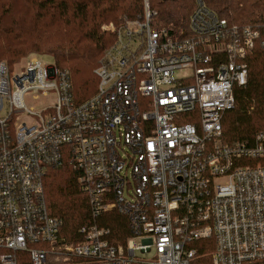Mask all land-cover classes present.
<instances>
[{"label":"built area","instance_id":"1","mask_svg":"<svg viewBox=\"0 0 264 264\" xmlns=\"http://www.w3.org/2000/svg\"><path fill=\"white\" fill-rule=\"evenodd\" d=\"M142 1L141 16L104 28L115 41L81 103L54 63L0 62V264H264V130L251 146L220 143L264 27L196 0L191 36L172 39ZM64 162L89 203L71 238L44 194Z\"/></svg>","mask_w":264,"mask_h":264},{"label":"trees","instance_id":"2","mask_svg":"<svg viewBox=\"0 0 264 264\" xmlns=\"http://www.w3.org/2000/svg\"><path fill=\"white\" fill-rule=\"evenodd\" d=\"M196 0H150L153 27L172 39L191 36ZM229 25L264 27V0H202ZM143 13L142 0H0V62L9 67L28 56L49 55L70 74L78 103L96 92L93 71L115 36L104 28ZM190 121H185L189 123ZM220 143L251 146L264 130V48L247 59V82L234 89V107L223 115ZM77 172L64 162L48 170L44 194L48 213L61 221L68 238L87 224L89 203L79 189ZM116 222V221H115Z\"/></svg>","mask_w":264,"mask_h":264},{"label":"rangeland","instance_id":"3","mask_svg":"<svg viewBox=\"0 0 264 264\" xmlns=\"http://www.w3.org/2000/svg\"><path fill=\"white\" fill-rule=\"evenodd\" d=\"M37 60L44 63V64H48V65H51L53 64V60L52 58L49 56V55H38L37 57ZM28 106L29 107H32L34 110H38L42 107V104H43V100L40 99L39 101H36V102H27Z\"/></svg>","mask_w":264,"mask_h":264}]
</instances>
